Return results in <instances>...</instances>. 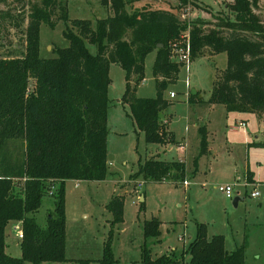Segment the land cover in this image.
Instances as JSON below:
<instances>
[{"label":"trees","instance_id":"obj_1","mask_svg":"<svg viewBox=\"0 0 264 264\" xmlns=\"http://www.w3.org/2000/svg\"><path fill=\"white\" fill-rule=\"evenodd\" d=\"M135 1L102 0L113 12L95 21L71 18L68 0L31 2L23 16L28 19L25 53L0 57V264L70 259L66 254V181L101 180L108 174L111 63L120 64L126 72L122 101L129 105V115L137 129L145 132L146 141H176L161 112L171 103L165 91L182 69V62L171 57L172 43L181 37L187 23L173 8L148 5L149 0ZM257 5L258 0H233L228 4L231 13L222 16L214 27L206 29L207 20L201 17L193 22L191 59L209 48L214 53L227 52L228 61L207 100L199 96V90H190L189 98L220 102L228 111L251 112L264 123V22ZM57 8L66 23L68 44L57 46L56 55L45 57L41 55V25L55 26ZM9 16L11 10L0 8V23ZM89 43L96 45V52ZM152 51H156L153 75L157 93L139 96L137 88L146 77V57ZM202 130L204 150L208 140ZM16 141H21L22 152ZM251 144L264 148V139ZM194 164L197 169V158ZM139 176L182 182L187 176L186 162L149 157L132 174L135 179ZM248 179L254 180L251 170ZM53 186L54 207L42 225L35 213ZM123 203L124 196L119 194L108 203L114 220L122 218ZM12 220L22 222L21 256L6 249L7 226ZM160 223L157 216L146 220L145 234H160ZM246 245L244 242L228 250L223 233L209 236L206 223L198 221L186 251L191 264H241L246 259ZM175 256L163 253L154 257L145 245L140 264H175L179 262ZM99 264H118L110 243L105 245Z\"/></svg>","mask_w":264,"mask_h":264},{"label":"rangeland","instance_id":"obj_2","mask_svg":"<svg viewBox=\"0 0 264 264\" xmlns=\"http://www.w3.org/2000/svg\"><path fill=\"white\" fill-rule=\"evenodd\" d=\"M232 1L149 0L147 4L173 8L187 23L186 32L199 17L207 20L206 29L214 27L222 16L231 13L228 4ZM31 2L37 4L41 0H0V8L12 13L0 23V57L25 53L28 19L23 16L30 10ZM138 2L146 1H135ZM131 5L129 9H132ZM68 8L71 18H91L93 21L113 12L102 0H68ZM256 11L264 22V0H258ZM60 14L61 9L57 8L53 14L54 27L48 23L41 25L42 56H54L57 46L68 44L64 36L66 23L60 19ZM89 47L93 52L97 51L95 44L89 43ZM155 56L156 51H152L146 57V78L137 88L139 96H155L157 93V81L153 75ZM227 61V52L214 53L207 48L202 56L191 59L189 67L182 63L179 77L169 83L165 94L171 103L161 113L167 127L175 131L179 143L148 142L145 132L135 129L128 115L130 107L122 101L126 72L120 64L111 63L108 174L101 180L67 179L66 254L70 259L44 261L42 264H99L108 243L118 264H140L145 245L154 257L171 253L179 258L175 264H191V255L186 247L196 234L198 221L206 223L209 236L223 233L228 250L246 242V259L241 264H264V204H260L264 201V148L250 144L256 133H259V139H264V128L259 126L258 117L251 112L228 111L223 103H202L189 98L190 90L195 88L207 100ZM171 90L176 91V96L170 95ZM242 118L248 124L246 129L233 128L232 125ZM202 128L208 140L204 150ZM244 130H249L252 135ZM16 142L22 152L21 141ZM149 157L184 159L187 163L185 179L189 184L148 180L143 176L133 178L132 174L138 170L140 162ZM196 158L198 170L194 174ZM247 169L255 171L254 180H248L242 186L244 198L235 205L234 198L227 197L218 185L234 182L235 176L243 175ZM16 181L15 191L18 192L21 188L18 179ZM77 181L79 185H76ZM254 187L261 190V195H251ZM116 194L124 196L120 220H114L113 211L107 206ZM53 207L54 196L47 192L35 213L42 225L46 224L48 211ZM153 216L161 219L160 234L146 235L145 222ZM16 222L19 220H12L7 226L6 249L12 255L21 256V239L14 229ZM26 264L32 262L26 261Z\"/></svg>","mask_w":264,"mask_h":264},{"label":"built area","instance_id":"obj_3","mask_svg":"<svg viewBox=\"0 0 264 264\" xmlns=\"http://www.w3.org/2000/svg\"><path fill=\"white\" fill-rule=\"evenodd\" d=\"M191 44H190V31H183L181 33V37L179 39H175L172 43V50H171V57L174 59H177L184 63V65H187L189 67V64L191 62ZM177 57V58H175ZM176 91L171 90L170 95L176 96ZM247 125V122L243 119L239 120L236 124L232 125L233 128H243L246 129L245 126ZM184 183L186 185L189 184L188 179L184 180ZM76 185H79V182H76ZM219 189L222 190L225 195L229 198H234L237 195V190L235 188V183L233 182H227L223 184L218 185ZM54 186L49 191V193H53ZM252 196H259L261 195V190L258 187H254L251 190ZM14 229L16 230V233L20 239L23 237V229H22V222H16L14 225Z\"/></svg>","mask_w":264,"mask_h":264},{"label":"crops","instance_id":"obj_4","mask_svg":"<svg viewBox=\"0 0 264 264\" xmlns=\"http://www.w3.org/2000/svg\"><path fill=\"white\" fill-rule=\"evenodd\" d=\"M146 78V77H145ZM125 105H127V104H125ZM127 106H129V105H127ZM227 111V110H226ZM237 112H240V111H237ZM254 114V113H253ZM128 115H129V111H128ZM130 116V115H129ZM109 117V116H108ZM131 117V116H130ZM131 119H132V121H133V126L135 127V129L137 130V127H136V125H135V122H134V120H133V118L131 117ZM242 119H244V118H242ZM108 120H109V118H108ZM245 121H246V119H244ZM169 125H170V122H169ZM248 125V124H247ZM260 125H262V127L264 128V123H262V122H260L259 121V126ZM169 129H171L170 127H169ZM171 130H173V129H171ZM208 130V129H207ZM140 131V130H139ZM174 131V130H173ZM245 132H248L249 130H244ZM208 132V131H207ZM174 133H175V131H174ZM250 133V134H249ZM248 135L249 136H251L252 134H251V132L249 131L248 132ZM176 138V137H175ZM254 140H261V139H259V133H256L255 134V138H254ZM176 141L178 142V141H180L179 139H176ZM176 141H173V142H176ZM179 143V142H178ZM177 143V144H178ZM250 143V142H249ZM251 144V143H250ZM181 147V146H180ZM183 147V146H182ZM182 147H181V149H182ZM213 148V147H212ZM213 152H214V149H213ZM177 159H181V158H177ZM182 160H184V159H182ZM186 162V161H185ZM186 166H187V163H186ZM196 167L194 168V170H193V173L195 174V171L196 170H198V169H196ZM248 170H250V169H247L245 172H244V174L243 175H241V174H237L236 176H235V180H234V182L233 183H235V188H236V190H237V194H243V192H242V186H245L246 185V183H247V181L249 180L248 179V174H246V172L248 171ZM251 171H254V170H251ZM255 172V171H254ZM245 176V177H244ZM256 177V176H255ZM242 181V182H241ZM238 186V187H237ZM240 186H241V188H240ZM243 196V195H242ZM143 197V195H141V198ZM244 198V196L241 198V199H243ZM143 199H144V197H143ZM240 199V200H241ZM240 200H239V203H240ZM238 203V204H239ZM261 205L263 204V202H261L260 203Z\"/></svg>","mask_w":264,"mask_h":264},{"label":"water","instance_id":"obj_5","mask_svg":"<svg viewBox=\"0 0 264 264\" xmlns=\"http://www.w3.org/2000/svg\"><path fill=\"white\" fill-rule=\"evenodd\" d=\"M192 92H193V93H196L197 90L194 88V89H192ZM199 96H202V94H199ZM242 197H243L242 195L237 194V195L234 197V199H233V203H234L235 205H238L239 200H240Z\"/></svg>","mask_w":264,"mask_h":264}]
</instances>
